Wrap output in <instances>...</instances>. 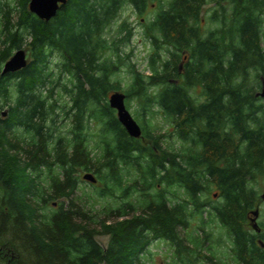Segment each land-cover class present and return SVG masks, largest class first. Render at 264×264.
I'll return each instance as SVG.
<instances>
[{
    "label": "trees",
    "instance_id": "trees-1",
    "mask_svg": "<svg viewBox=\"0 0 264 264\" xmlns=\"http://www.w3.org/2000/svg\"><path fill=\"white\" fill-rule=\"evenodd\" d=\"M28 1L18 0L17 18L6 17L1 30L0 62L24 44L31 59L0 74V264H143L140 256L157 238L188 264H264V220L257 232L249 219L261 200L253 183L264 176V0H67L48 21L31 13ZM149 3L154 13L144 34L152 45L150 72L132 64L123 88L111 79L119 58L104 54L110 44L128 42L132 27L119 24L112 42L104 30L124 5L143 15ZM53 53L73 81L66 136L53 135L46 100L36 90ZM114 90L125 93L126 106L139 102L141 136H130L109 106ZM154 113L170 132L149 126L147 116ZM93 122L99 125L94 148L87 132ZM173 135L180 142L176 149L165 142ZM79 170L95 173L100 196L127 199L109 208L125 218L101 220L105 246L72 198ZM176 188L185 197L179 199ZM210 189L220 199L206 195ZM135 194L142 196L139 206L130 200ZM55 198L68 205L61 201L45 210ZM193 216L201 222L200 235L183 233ZM204 216L215 217L226 231L230 261L208 247Z\"/></svg>",
    "mask_w": 264,
    "mask_h": 264
},
{
    "label": "rangeland",
    "instance_id": "rangeland-1",
    "mask_svg": "<svg viewBox=\"0 0 264 264\" xmlns=\"http://www.w3.org/2000/svg\"><path fill=\"white\" fill-rule=\"evenodd\" d=\"M151 4V3H149ZM214 3L212 1L208 2L204 8V22L205 26L209 25L208 16L212 12V7ZM153 5L147 7L146 12L143 15L138 14L130 5H124L120 11L119 16L115 21L111 23V25L104 30V34L108 41L112 42V40L118 38V27L119 24L125 22L132 27V35L130 40L125 43H121L120 45L110 44L108 50L106 51V56H110L113 58L118 59V68L114 75L111 76L113 80H119L122 84L123 88L128 87L130 83V73L129 69L131 65L134 64L135 68L138 71L144 72L145 74L150 72L149 66V53L152 50V45L148 39V37L144 34L145 25L149 23L151 17L154 13L152 9ZM19 2L18 0H1L0 1V50L4 47L1 43L2 40V25L5 21V18L10 17L11 22L15 21L17 15L19 14ZM26 51L27 61L31 59L29 48L26 44L23 45ZM117 47L118 50H115ZM14 51H12L13 53ZM119 55V57L117 56ZM12 55V54H11ZM10 55V56H11ZM9 56V57H10ZM5 61L0 62V71ZM61 63L58 54L53 53L49 57V61L47 62L46 66V78L43 85L38 86L36 90L40 92L42 98L46 100V106L48 111V120L46 122L49 125L50 129H52L53 135H69V128L71 127V114L72 111L70 110L71 107V95L69 94V89L72 88L73 81L69 74L61 72ZM49 73V74H48ZM260 90H258L259 92ZM15 98V93L12 92V97L9 100V104H12ZM127 104V103H126ZM130 111L131 115L134 119L139 123L140 117V104L136 101V99H131L128 102V106H126ZM2 111L8 110V105H4L1 109ZM71 113V114H70ZM70 114V115H68ZM1 117H6V113ZM148 123L149 126L157 131V132H170L169 123L160 115L159 113H154L153 115L148 114ZM51 119H54V122H51ZM88 134H91L92 141L90 145L94 148L95 144V137H98L99 133V125L96 123H90L87 130ZM15 139L21 140L23 138L22 132L20 129L15 130ZM165 142L169 147L178 148L180 146V142L176 137H166ZM21 144V143H20ZM51 145V144H50ZM13 153V152H11ZM84 172H92V171H84L79 170V183L77 189L73 193V200L75 203L80 207V211H84L87 215V219L85 222H88V226L95 231V238L102 246H105L108 241V234H104L102 232L101 227V220L107 219L108 222L120 220L125 217H114L111 215V208L116 207L117 205H121L123 202L127 201V199L118 198L116 195L113 197L110 196H100L98 194V190L102 187L101 183L96 181L94 185L92 182L84 180L82 178V174ZM93 173V172H92ZM46 168H42L41 173L39 174L40 179L42 180L41 183L43 187L48 190V179L46 178ZM96 177L95 173H93ZM254 188L256 191L260 193L264 189V176H259L257 180L253 183ZM176 192L180 197H185V194L181 188H176ZM115 194L120 196L121 194L119 191H115ZM213 201H217L220 199L215 189H210L208 194ZM139 194H135L130 197L131 202L135 206L138 205V199L141 198ZM38 201V199L34 198L33 202ZM61 201H65V204L68 205L67 199L64 198H55L51 199L48 202V205L45 210L52 211L59 206ZM110 208V209H109ZM115 209V208H114ZM110 217V218H109ZM252 217V215H250ZM206 218V223L204 224L203 228L209 231V238H208V247L213 253L222 258L225 261H230L231 254L229 250L230 238L226 234L224 228H222L219 223L217 222L216 218L213 216H204ZM190 224L187 230H183V233H187V235H200L201 225L200 220L197 216H193L190 218ZM264 220V199L259 201V213L256 218V223L259 225L260 221ZM110 222V223H112ZM182 234V232H180ZM0 242H3V238H0ZM204 253H208L207 250L203 251ZM140 261L143 264H188L186 260L180 259L175 254V249L173 245L164 240V239H154L150 244L147 246L143 254L140 256ZM200 264V263H199Z\"/></svg>",
    "mask_w": 264,
    "mask_h": 264
},
{
    "label": "water",
    "instance_id": "water-1",
    "mask_svg": "<svg viewBox=\"0 0 264 264\" xmlns=\"http://www.w3.org/2000/svg\"><path fill=\"white\" fill-rule=\"evenodd\" d=\"M67 0H29L28 10L34 13L38 18L48 21L50 18L56 15L57 11L61 5L65 4ZM26 51L23 47L16 49L12 55L4 62L2 69L0 71L1 75L9 72H15L27 65ZM264 96V87L259 93ZM108 104L111 108L115 110L116 117L121 125L125 128L127 133L132 137H139L142 134L141 127L139 123L131 115L130 111L125 104V93L119 90H114L108 95ZM6 111H2L4 115ZM84 180L94 183L96 177L92 172H84L82 174ZM260 198L264 199V189L260 193ZM259 213V205L250 211L252 217H250L251 226L255 231H260L258 224L256 223V218ZM259 244L264 247V243L259 241ZM99 264H105L104 262Z\"/></svg>",
    "mask_w": 264,
    "mask_h": 264
},
{
    "label": "flooded vegetation",
    "instance_id": "flooded-vegetation-1",
    "mask_svg": "<svg viewBox=\"0 0 264 264\" xmlns=\"http://www.w3.org/2000/svg\"><path fill=\"white\" fill-rule=\"evenodd\" d=\"M249 219H250V217H249ZM251 223V222H250Z\"/></svg>",
    "mask_w": 264,
    "mask_h": 264
}]
</instances>
